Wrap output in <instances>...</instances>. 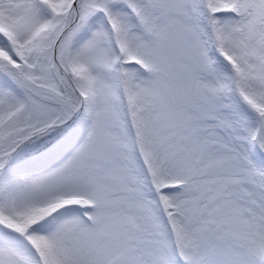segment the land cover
I'll return each mask as SVG.
<instances>
[{"label": "snow or ice", "instance_id": "obj_1", "mask_svg": "<svg viewBox=\"0 0 264 264\" xmlns=\"http://www.w3.org/2000/svg\"><path fill=\"white\" fill-rule=\"evenodd\" d=\"M0 264H264V0H0Z\"/></svg>", "mask_w": 264, "mask_h": 264}]
</instances>
